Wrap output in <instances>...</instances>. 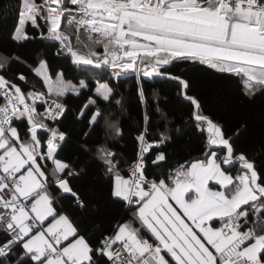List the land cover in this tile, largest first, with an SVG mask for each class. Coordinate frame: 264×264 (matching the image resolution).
<instances>
[{
    "label": "snow or ice",
    "instance_id": "1",
    "mask_svg": "<svg viewBox=\"0 0 264 264\" xmlns=\"http://www.w3.org/2000/svg\"><path fill=\"white\" fill-rule=\"evenodd\" d=\"M0 33V264H264V122L192 80L264 103V0H0ZM129 74L174 82L190 150L159 98L121 143Z\"/></svg>",
    "mask_w": 264,
    "mask_h": 264
},
{
    "label": "trees",
    "instance_id": "2",
    "mask_svg": "<svg viewBox=\"0 0 264 264\" xmlns=\"http://www.w3.org/2000/svg\"><path fill=\"white\" fill-rule=\"evenodd\" d=\"M0 43H7V38L0 33ZM73 73L69 72V76ZM195 94L201 98L207 112L214 114L217 119L236 125L241 120L252 122L250 135L259 128L264 118V103L257 101L248 104L239 94L238 87L233 79L221 74H209L196 72L192 74ZM122 95L124 96L125 111L122 117V125L125 129L126 139L121 141L125 146H131V139L136 134V129L144 123V114H150V124L153 128L162 124L159 113L156 111L157 98L160 107L170 113V118L184 129L177 139L173 149L176 151L191 149V129L188 128L186 120L188 102L176 95L174 82L156 78L145 82V98H140L136 90V79L129 74L126 79L119 81ZM249 137H244L246 142ZM173 149H170L173 150ZM99 195V186H97Z\"/></svg>",
    "mask_w": 264,
    "mask_h": 264
}]
</instances>
